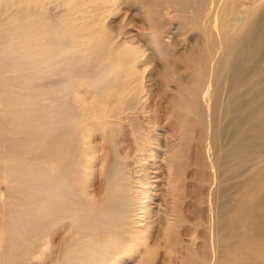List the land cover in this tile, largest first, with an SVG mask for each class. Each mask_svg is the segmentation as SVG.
<instances>
[{
	"label": "bare ground",
	"instance_id": "1",
	"mask_svg": "<svg viewBox=\"0 0 264 264\" xmlns=\"http://www.w3.org/2000/svg\"><path fill=\"white\" fill-rule=\"evenodd\" d=\"M132 263L264 264V0H0V264Z\"/></svg>",
	"mask_w": 264,
	"mask_h": 264
},
{
	"label": "rangeland",
	"instance_id": "2",
	"mask_svg": "<svg viewBox=\"0 0 264 264\" xmlns=\"http://www.w3.org/2000/svg\"><path fill=\"white\" fill-rule=\"evenodd\" d=\"M135 9H136V5H129V7H128V5L124 6L122 13H120L119 16H117L116 18L111 19L109 21L110 27L113 28V30H115V31L119 28L123 29L124 31H129L131 29L130 31L133 34H136L137 35L136 38L139 39L140 35L138 36L137 32H142L145 30L147 31L148 27L144 21L145 19L142 16V14L139 15V13H137V11ZM126 10H128V14L126 15V18L121 19L124 17ZM134 10H135V12H134ZM118 19H119V21H118ZM113 20H114V22H113ZM116 20H117V22H116ZM128 24H129V26H128ZM143 28H144V30H143ZM139 40L142 43L146 44L147 39L145 37H141ZM188 50H189V48L186 49L184 47V45L176 46V50H173L172 48H170L167 50L166 62H164L162 60H157L154 63L155 68L153 67L154 69H151L150 72H152V74H153L152 75L153 82L157 88H159V87L161 88L163 86V84L165 83V80H170V78H171L170 74H172V68L171 67L175 66L176 64H178V66H180L181 72L183 74H185L186 65L189 63V58H187ZM165 64H167V68H165ZM158 132H160V131H158ZM193 134H194V136H196V132H194ZM190 149H191L190 152L192 154L194 149H195L194 142L192 143ZM190 162H192V160H190ZM186 175H187L186 181H188L190 179V170H187ZM186 186H187L186 188L188 189L189 188V181L186 182Z\"/></svg>",
	"mask_w": 264,
	"mask_h": 264
}]
</instances>
